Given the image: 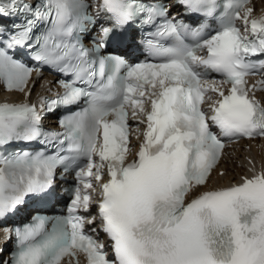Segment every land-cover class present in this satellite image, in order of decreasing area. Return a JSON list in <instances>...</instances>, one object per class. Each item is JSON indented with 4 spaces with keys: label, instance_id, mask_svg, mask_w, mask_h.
Wrapping results in <instances>:
<instances>
[{
    "label": "snow or ice",
    "instance_id": "6c2138e0",
    "mask_svg": "<svg viewBox=\"0 0 264 264\" xmlns=\"http://www.w3.org/2000/svg\"><path fill=\"white\" fill-rule=\"evenodd\" d=\"M254 12L251 0H0V83L25 97L0 103V220L54 198L60 169L72 176L63 214L3 229L15 244L0 264H79V254L86 264H264V167L209 186L225 140L264 138V14ZM100 18L107 26L86 46L81 33ZM135 30L146 56L132 63L119 50ZM45 66L60 91L38 107L29 81ZM54 111L59 130L45 131Z\"/></svg>",
    "mask_w": 264,
    "mask_h": 264
},
{
    "label": "bare ground",
    "instance_id": "6f19581e",
    "mask_svg": "<svg viewBox=\"0 0 264 264\" xmlns=\"http://www.w3.org/2000/svg\"><path fill=\"white\" fill-rule=\"evenodd\" d=\"M257 14H260L257 12ZM24 95L19 93H3L0 91V100L2 99H23ZM251 161L252 163H249ZM255 166L259 171L264 167V139L254 141H242L233 149L227 150L225 156L220 162L219 168L212 174L213 178L209 183L210 187L227 186L230 183L238 182L242 175H251L249 168ZM223 171V177L218 173Z\"/></svg>",
    "mask_w": 264,
    "mask_h": 264
}]
</instances>
